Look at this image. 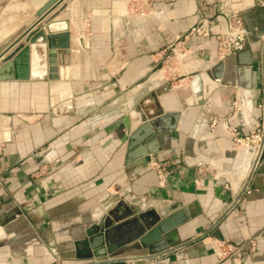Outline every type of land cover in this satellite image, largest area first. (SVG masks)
<instances>
[{
  "label": "crops",
  "instance_id": "obj_1",
  "mask_svg": "<svg viewBox=\"0 0 264 264\" xmlns=\"http://www.w3.org/2000/svg\"><path fill=\"white\" fill-rule=\"evenodd\" d=\"M45 1L30 0L31 16L17 26L28 28ZM128 1L72 0L47 24L68 28L80 61L63 65L79 78L55 82L51 100L46 81H0V264H264V157L251 169L246 151L241 177L242 146L232 140L233 130L247 136L264 125V0H154L143 19L126 15ZM66 12L75 18L63 19ZM231 13L248 32L249 56L219 60L212 37L182 40L193 26L223 29ZM84 21L90 36L80 31ZM39 59L36 76L45 72ZM163 90L176 92L170 105L180 103L176 128L154 142L160 150L148 163L127 165L138 116ZM85 91L91 106L75 102ZM120 198L135 214L188 216L150 248L134 242L98 256L88 231Z\"/></svg>",
  "mask_w": 264,
  "mask_h": 264
},
{
  "label": "water",
  "instance_id": "obj_2",
  "mask_svg": "<svg viewBox=\"0 0 264 264\" xmlns=\"http://www.w3.org/2000/svg\"><path fill=\"white\" fill-rule=\"evenodd\" d=\"M63 4H61V2ZM72 0H46L36 11L37 19L28 28H18L14 33L9 35L4 41L0 42V81H28L41 80L46 81L49 99L55 96L52 88L55 82H61L67 85L71 78L67 74V68H70L68 55H78L77 49H69L67 39L69 36L68 28L59 31H49V22L56 16L60 15L66 5ZM61 4V5H59ZM59 6L54 12L53 10ZM40 22L46 25L47 34L41 36L39 31L42 26H37ZM59 37H54L56 35ZM55 38L61 39L56 42ZM34 52L40 56L45 66V72L36 76L32 74V60ZM249 50L245 49L237 53L236 57L244 55L249 56ZM68 63L67 68L63 65ZM244 66H249L250 61L243 62ZM75 65V69H77ZM224 64L219 63L216 67V78L222 76ZM29 72L27 74V70ZM65 71V75L63 72ZM176 92L163 90L159 94V100L153 101V108L147 110L144 114H139L137 125L132 130L129 139V153L126 157V163L133 166L146 164L150 161L155 153L160 150L158 146L153 147L154 142H158V138L166 139V134L176 128L180 115V103L166 106L163 103L164 97L174 98ZM167 108V109H166ZM143 143V146L140 143ZM152 142V143H150ZM264 134L261 138V145L256 151L255 158L252 163L254 168L256 162L264 157ZM147 144L146 147L144 145ZM158 144V143H157ZM249 151H251L249 149ZM122 209L121 213H118ZM185 210L177 212L161 218L159 216L151 217L148 213H138L127 203L120 199L106 208L99 217L97 226L89 229V237L87 245L89 249L97 250L98 256L104 255L107 249L111 247L123 246L135 243L133 247L150 248L153 244L163 240L164 236L182 224L187 218ZM3 220H1L2 222ZM117 239V240H115Z\"/></svg>",
  "mask_w": 264,
  "mask_h": 264
},
{
  "label": "built area",
  "instance_id": "obj_3",
  "mask_svg": "<svg viewBox=\"0 0 264 264\" xmlns=\"http://www.w3.org/2000/svg\"><path fill=\"white\" fill-rule=\"evenodd\" d=\"M154 0H129V12L137 19L150 17L154 14ZM247 30L244 27L243 21L237 13H231L227 16L226 26L223 29L210 26H193L182 35V40H187L193 36H201L203 38L212 37L215 42L216 56L219 60H223L227 56L235 55L246 47ZM175 45H171L169 51L171 54L180 46V38H177ZM170 53L167 58L170 57ZM264 134V125L261 129L252 132L247 136H240L235 130L232 131V140L234 146H244L253 152H256L261 145V138ZM264 143V142H263ZM252 168V167H251ZM221 244H224L223 242ZM229 252L239 251V247H232L226 245ZM235 264H239L238 262Z\"/></svg>",
  "mask_w": 264,
  "mask_h": 264
},
{
  "label": "rangeland",
  "instance_id": "obj_4",
  "mask_svg": "<svg viewBox=\"0 0 264 264\" xmlns=\"http://www.w3.org/2000/svg\"><path fill=\"white\" fill-rule=\"evenodd\" d=\"M7 2H5V0H4V2L5 3H3V2H1L0 3V11H1V8H3V6L5 5V4H7L8 3V0H6ZM18 1H23V3H25V6L23 7L24 9H22V11H19L17 14H18V18L20 19L18 22H21V20H23V21H26L30 16H31V11L34 9L33 8V6H32V4H30V0H18ZM125 5V4H124ZM124 8L126 7V6H123ZM128 7H129V1H128V4H127V9H126V15H130V16H132L133 18H134V16H133V14H131L130 12H129V9H128ZM63 13V12H62ZM125 13V11H124V9L122 8L121 9V11H120V14H124ZM128 13H130V14H128ZM28 16V17H27ZM62 17H63V19L65 18H67V19H73V18H75V15H73V14H71V12H66V13H64L63 15H62ZM22 18V19H21ZM83 19V18H82ZM73 22H74V20H73ZM18 25V24H17ZM76 26H77V24H76ZM18 28H20V27H18V26H14L9 32L10 33H8V34H12V33H14ZM77 30H78V28H76ZM75 29V30H76ZM75 30H74V32H75ZM91 29H90V27H89V22L87 23L86 21H84V26L82 27V29L80 30V31H82V35L83 36H90L91 35V31H90ZM7 34V35H8ZM81 34V33H80ZM70 56H75V55H71L70 54ZM67 58H69V55H68V57ZM68 62H70L69 64H70V69H73V68H75V65H78L79 64V60H78V56L76 55V58L75 59H72L71 61H69L68 60ZM77 67V69H78V66H76ZM79 78V75L78 76H76V75H72L71 76V78ZM71 81H73V80H70L69 82H67V85L68 84H70V82ZM69 86V85H68ZM85 93H86V95H85ZM55 96H53L52 98H54ZM74 98H76V100H75V102L76 103H79V102H81V103H83V102H87V104H85V105H93L94 103H95V101H96V99H95V97H93V95L91 94V93H89L88 91H85L84 92V94L83 93H81L79 96H77V97H74ZM115 98V97H114ZM73 100H67V102L68 103H73L72 102ZM118 102V101H117ZM87 106V107H88ZM85 107V106H84ZM238 148V147H237ZM241 148H243V147H241ZM121 199V198H120ZM2 243H1V241H0V246H2L1 245Z\"/></svg>",
  "mask_w": 264,
  "mask_h": 264
},
{
  "label": "bare ground",
  "instance_id": "obj_5",
  "mask_svg": "<svg viewBox=\"0 0 264 264\" xmlns=\"http://www.w3.org/2000/svg\"><path fill=\"white\" fill-rule=\"evenodd\" d=\"M1 2H3L4 0H0ZM0 2V3H1ZM25 5H20V8H23ZM18 8V6L14 5V3H12V1H9L7 4H5L3 6V8H1L0 11V42L3 38H5L6 36H8L7 34L10 33L9 31L15 26H17V24H19L20 22H18L20 19V17L18 18V14L16 12V9ZM36 55V53L34 52L33 58ZM170 97H164L163 98V103L164 105H168L170 106V103L168 102ZM244 147V146H243ZM249 152L253 155L252 160L255 158L256 152L253 151H249V149H246V147L241 148L240 150H238V157H237V161L241 162L242 161V165L239 167L240 170V174L241 177L245 174V172L248 169V165H249V158H245L244 159V155L245 152ZM250 163V167H251Z\"/></svg>",
  "mask_w": 264,
  "mask_h": 264
}]
</instances>
